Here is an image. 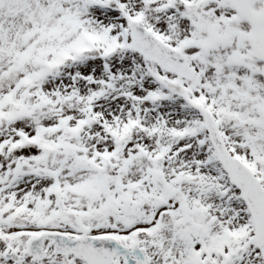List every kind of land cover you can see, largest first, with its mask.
Wrapping results in <instances>:
<instances>
[{"label":"snow or ice","instance_id":"obj_1","mask_svg":"<svg viewBox=\"0 0 264 264\" xmlns=\"http://www.w3.org/2000/svg\"><path fill=\"white\" fill-rule=\"evenodd\" d=\"M0 264H264V0H0Z\"/></svg>","mask_w":264,"mask_h":264}]
</instances>
